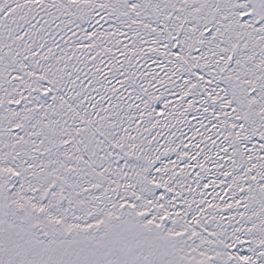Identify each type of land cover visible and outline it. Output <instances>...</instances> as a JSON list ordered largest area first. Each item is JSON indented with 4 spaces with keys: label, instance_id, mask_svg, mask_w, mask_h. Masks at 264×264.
Returning <instances> with one entry per match:
<instances>
[{
    "label": "snow or ice",
    "instance_id": "snow-or-ice-1",
    "mask_svg": "<svg viewBox=\"0 0 264 264\" xmlns=\"http://www.w3.org/2000/svg\"><path fill=\"white\" fill-rule=\"evenodd\" d=\"M0 264H264V0H0Z\"/></svg>",
    "mask_w": 264,
    "mask_h": 264
}]
</instances>
